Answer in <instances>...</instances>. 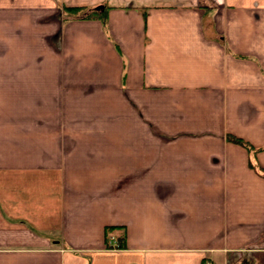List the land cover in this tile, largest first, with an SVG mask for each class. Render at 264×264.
<instances>
[{"label":"crops","instance_id":"1","mask_svg":"<svg viewBox=\"0 0 264 264\" xmlns=\"http://www.w3.org/2000/svg\"><path fill=\"white\" fill-rule=\"evenodd\" d=\"M206 261L264 264V0H0V264Z\"/></svg>","mask_w":264,"mask_h":264},{"label":"trees","instance_id":"2","mask_svg":"<svg viewBox=\"0 0 264 264\" xmlns=\"http://www.w3.org/2000/svg\"><path fill=\"white\" fill-rule=\"evenodd\" d=\"M85 10L84 7H66L65 8V11L67 13H73L74 15H77V16H81V18H98V19H101L103 21V23H105L106 21V8H103V9H95V10H92L90 11L89 13L87 14H83V15H78L79 13L83 12ZM101 10V11H99ZM227 140L231 141V142H234V143H237L243 147H245L247 150L249 151H259V150H262L263 148H258V149H255L250 143H248L246 140L242 139V138H239V137H235V136H232V135H227ZM117 229V227H114V226H107L105 227V239L108 241L109 240V236H111L113 234L114 237H116V232L115 230ZM116 239V243H117V246L119 247H123V241H124V236L121 235V236H118Z\"/></svg>","mask_w":264,"mask_h":264},{"label":"rangeland","instance_id":"3","mask_svg":"<svg viewBox=\"0 0 264 264\" xmlns=\"http://www.w3.org/2000/svg\"><path fill=\"white\" fill-rule=\"evenodd\" d=\"M81 14H87V12L83 11V12L79 13L78 15H81Z\"/></svg>","mask_w":264,"mask_h":264},{"label":"built area","instance_id":"4","mask_svg":"<svg viewBox=\"0 0 264 264\" xmlns=\"http://www.w3.org/2000/svg\"><path fill=\"white\" fill-rule=\"evenodd\" d=\"M205 264H209V262H208V261H206V262H205Z\"/></svg>","mask_w":264,"mask_h":264}]
</instances>
